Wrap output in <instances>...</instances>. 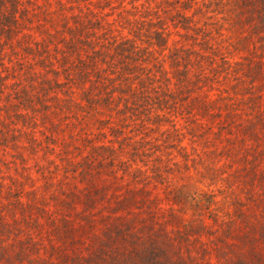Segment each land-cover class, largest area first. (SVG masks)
I'll use <instances>...</instances> for the list:
<instances>
[{
    "label": "trees",
    "instance_id": "16d2710c",
    "mask_svg": "<svg viewBox=\"0 0 264 264\" xmlns=\"http://www.w3.org/2000/svg\"><path fill=\"white\" fill-rule=\"evenodd\" d=\"M0 264H264V0H0Z\"/></svg>",
    "mask_w": 264,
    "mask_h": 264
}]
</instances>
